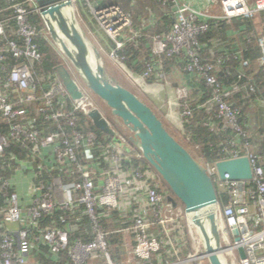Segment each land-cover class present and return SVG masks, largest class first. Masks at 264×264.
Returning a JSON list of instances; mask_svg holds the SVG:
<instances>
[{"label":"built area","instance_id":"built-area-1","mask_svg":"<svg viewBox=\"0 0 264 264\" xmlns=\"http://www.w3.org/2000/svg\"><path fill=\"white\" fill-rule=\"evenodd\" d=\"M6 3L11 15L0 17V123L6 125L7 132L0 131V158L9 147H16L34 169L28 190L31 201L26 207L20 205L16 191L6 194L12 184L0 175V192L6 197L0 209V264H35L31 261V253L39 244L46 245L52 255L67 251L73 264L94 259L97 253L107 264H112L103 219L117 210L130 224L118 232L132 236L133 247L128 254L139 264H195L205 260L203 252L197 255L198 246L202 245L198 234L195 239L194 228L183 212L184 225L178 213L183 209L178 205L174 208L168 202L170 193L161 191L159 176L152 169L145 171L123 166L131 161L128 156L131 147L116 133L98 107L100 101L85 87L59 50L53 47L61 57V64L72 74L81 99L71 100L55 74L46 78L37 74L42 57L33 40L39 33L27 22L29 14H39L35 0H6ZM168 3L172 26L153 36L154 55L182 57L186 61L185 71L203 79L212 90L213 97L206 107L217 108L218 119L234 132L235 139L244 136L239 125V111L224 101L221 84L210 74L215 69L213 63L200 61L198 37L208 31L207 20L231 21L249 17L264 11V0H255L251 5L246 0H221L220 13L216 17L194 10L180 0H168ZM84 5L97 30L114 43L113 56L117 57L125 43L139 36V31L132 29L131 17L120 5L93 4L89 0ZM11 22L15 27L10 26ZM8 30L11 31L9 35ZM40 35L50 44L46 30ZM14 36L18 40L11 38ZM9 57L16 61L10 67L7 65ZM222 64L221 60L215 62L216 66ZM260 64L264 67V54ZM156 70L152 64H147L140 79L161 73ZM46 82L49 84L45 88ZM188 92L185 86L175 89V104L179 109L182 102L188 100ZM29 111H33L31 116ZM91 111L99 112L108 122L117 141L111 139L106 146L97 143L96 134L82 125L85 122L82 119ZM191 115L192 111L184 106L179 112L180 122ZM37 120L41 129L36 125ZM47 125L53 130L44 131ZM224 143L221 160L246 157L253 178L250 182L222 181L215 169L216 162L201 164L217 192L228 199L224 207L218 202L216 210L221 259L225 264H264L263 164L252 147L245 146L243 151L237 140ZM92 150H98V155L93 156ZM2 167L0 161V172ZM54 171L60 175H55ZM250 184L255 186L254 190ZM60 213L86 219L92 240L77 241L71 246V228L58 224ZM46 217L51 219V225L39 227L38 223ZM258 225L262 228L257 230ZM234 232L238 234V242ZM165 247L166 253L173 257L171 261L159 256ZM240 248L244 250V259L240 258Z\"/></svg>","mask_w":264,"mask_h":264},{"label":"trees","instance_id":"trees-1","mask_svg":"<svg viewBox=\"0 0 264 264\" xmlns=\"http://www.w3.org/2000/svg\"><path fill=\"white\" fill-rule=\"evenodd\" d=\"M24 2L25 0H18ZM93 4H118L131 17L135 31H139V36L133 41L125 43L124 47L117 52L120 61L126 65L130 72L138 77H141L145 72L147 64H152L159 70L166 72L170 67H175L181 70L183 86L189 90L188 100L182 102L179 109L188 107L192 111L190 118L182 121L181 135L182 141L187 147L194 150V153L183 146L189 153L201 164L204 162L214 163L223 159V151L226 147V141L237 140L241 150L245 151V146L253 148L254 154L260 159L264 168V67L261 66L260 60L264 54V11L249 17L226 20H207L209 25L208 31L202 33L198 37L197 54L202 63H213L215 69L210 72L216 80L221 84V92L225 95L224 101L234 110L239 111V125L244 133V136L235 139L234 132L228 129L224 123L217 117L216 107H206L207 103L212 99L213 94L210 87L205 81L196 76H192L184 69L186 61L182 57H167L166 55L156 56L152 50V39L157 33L164 32L172 26L173 19L167 13L170 4L168 0H89ZM84 2V1H82ZM164 3V5H163ZM78 9L82 8L81 3H78ZM81 11V10H80ZM11 15L7 10L6 0H0V17L6 18ZM27 22L32 25L39 33L34 38V43L38 45L41 54V61L37 66V74L46 78L53 75L54 68L62 63L61 57L54 50L53 46L40 35L45 26L39 14H29ZM198 21V23H201ZM11 27H15L14 22L10 23ZM11 33L7 31V35ZM101 43L104 50L112 51L115 49L114 43L103 33H99ZM16 40L17 37H11ZM19 42V41H18ZM221 60L222 65H215V62ZM16 61L8 58L7 65L12 66ZM244 63H247L245 65ZM160 71V72H161ZM155 75L145 78L146 83L155 82ZM47 84L44 85L46 88ZM250 88L253 91H250ZM205 106V107H203ZM253 109L255 110L253 112ZM253 112V113H252ZM33 111H29V116ZM82 117V116H81ZM110 121L114 127L116 122L122 126L125 131H128L118 120L110 115ZM257 118L255 122L252 119ZM116 122H115V121ZM82 125L89 130H92L97 136V143L100 146H106L111 138L94 129L91 122L87 118H83ZM41 123L36 125L41 129ZM254 124V125H253ZM0 123V131L7 132L5 127ZM115 128V127H114ZM117 127L115 128V130ZM50 126H46L44 131H52ZM131 134V133H130ZM127 144L131 147L128 153L131 161L124 163L127 168H143V170H151L150 166L143 158H138L141 155L140 150L133 145L130 137L122 135ZM263 138V141L259 139ZM93 156L98 155V150L91 151ZM2 162L1 177L11 182L12 175L16 174L19 167L25 170L24 164L29 165V161L25 158V154L16 147H9L5 150L0 158ZM131 166V167H130ZM29 170L33 172V167L29 165ZM33 168V169H32ZM14 173V174H13ZM55 175H60L58 171H54ZM251 189H255L253 184L249 185ZM15 191L14 185L6 192L7 195L11 191ZM161 191L168 192L167 187L161 182ZM218 202L221 206L228 203L227 196L222 193L217 195ZM6 197L0 192V209L4 207ZM181 207L180 205H178ZM182 208V207H181ZM77 216L60 213L57 216V221L60 226H76L73 233L69 236L70 245L77 241L89 242L92 240L88 221L83 219V222L75 223ZM39 227L45 228L51 225V219L43 218L39 223ZM103 226L107 232V242L110 255L121 251L125 252V258L122 264H125L127 257L130 260L129 264H139V261L128 254L133 247L132 236L127 238V235L119 233L120 229H125L130 226L124 218L121 211L110 212L103 219ZM262 225H258L257 230L261 229ZM36 234V233H35ZM127 240L129 241L127 245ZM167 248H162L159 256L171 261L173 257L168 255ZM190 248L188 245V249ZM31 261L35 264H73L72 259L67 251L61 252L59 255H52L48 247L44 244H39L32 250ZM99 253L96 258L88 259L83 264H105L104 259ZM114 258V257H113ZM112 259V258H111ZM113 262V260H112Z\"/></svg>","mask_w":264,"mask_h":264},{"label":"water","instance_id":"water-1","mask_svg":"<svg viewBox=\"0 0 264 264\" xmlns=\"http://www.w3.org/2000/svg\"><path fill=\"white\" fill-rule=\"evenodd\" d=\"M39 16L53 44L69 62L85 87L130 133V141L142 158L167 187L172 207L180 205L202 243L203 258L208 264H225L221 259V242L217 223L218 192L205 168L166 129L150 106L107 74L99 54L85 39L71 0H35ZM71 9L72 16L64 13ZM77 22V23H76ZM54 73L73 101L81 93L70 71L60 64ZM97 131L117 141L115 132L97 111L87 114ZM220 180L250 182L251 165L246 157L216 162ZM238 242L237 232L233 233ZM241 259L245 258L242 248Z\"/></svg>","mask_w":264,"mask_h":264},{"label":"rangeland","instance_id":"rangeland-1","mask_svg":"<svg viewBox=\"0 0 264 264\" xmlns=\"http://www.w3.org/2000/svg\"><path fill=\"white\" fill-rule=\"evenodd\" d=\"M84 1V2H82ZM86 0H72L73 3V7H74V11H75V15L78 21V24L80 26V29L83 31L84 35H85V39L88 41V43L90 44V46L92 48H94L97 53L99 54V61L103 64L104 68L107 71V74L110 78H112L113 80H115V82H117L119 85L123 86L124 88L130 90L132 93H134L140 100H142L144 103H146L148 106H150L152 108V110L155 112V114L160 118V120L163 122L164 126L166 127V129L171 133V135L178 139L179 142L185 146L190 152L192 151L194 153V150L192 148H188L186 143L182 141V137H180L181 135V128L180 126H182V123L180 122V118L178 115H176V112H169L167 110L166 112V117L164 119V114L162 113V111H160L157 107H155L154 105H151V103L148 101V99L145 97V94L142 92V88L144 83H143V79L140 78H136L135 75H133L130 70L126 67V65H124L120 59L115 56L112 55L111 51H107L104 50L103 45L101 43V39H100V35H98L99 33H101L100 31L97 30L96 26L94 24H92V19L90 16L89 11L86 9L84 3ZM78 3H81L82 8H77L79 5ZM81 10V11H80ZM260 13V12H258ZM258 13H254V14H258ZM252 14V15H254ZM251 16V15H250ZM91 20V21H90ZM44 24V23H43ZM49 38V37H48ZM50 44L55 48L56 46L53 44L52 40L49 38ZM49 44V45H50ZM58 51V49H57ZM138 82H135V81ZM139 83V84H138ZM190 93H187V96L189 97ZM98 107L100 108V110L102 111L103 115L105 116V118H107L110 121V112L107 108H105V106L101 103L98 102ZM162 109V108H160ZM166 109V108H165ZM176 115V116H175ZM178 116V118H177ZM179 119V120H178ZM115 121V120H114ZM116 122V121H115ZM171 123V124H170ZM179 123V128L176 126ZM178 128V131H175V128ZM115 128L116 129V133L118 135H126L128 137H131V134L129 131H125L122 126L118 125V123L116 122ZM179 215L182 217L183 219V223L185 225V220H184V215H183V211L181 209L178 210ZM264 230V229H263ZM192 233L195 237V239H197V233L195 231V229H192ZM198 243V240H197ZM199 244L198 246V254L203 252L202 250V245ZM196 245H194L195 247ZM224 258V257H223ZM195 264H208V262L206 260H198L195 262Z\"/></svg>","mask_w":264,"mask_h":264},{"label":"crops","instance_id":"crops-1","mask_svg":"<svg viewBox=\"0 0 264 264\" xmlns=\"http://www.w3.org/2000/svg\"><path fill=\"white\" fill-rule=\"evenodd\" d=\"M180 1L189 5L194 10H197L202 13H205V12L208 13L211 17H216L220 13L221 0H180ZM246 1L249 5H251L255 0H246ZM92 24H94L93 21H92ZM180 72L181 70H179L177 66L176 68L170 67L166 72L161 71L160 74L155 75L156 79L158 80H156L153 83H146L144 80H142L144 83L143 87H141L142 92L145 94V97L148 99L151 105H154L160 111H162V113L164 114V119L166 117L167 111L176 112L175 114L179 116V108L175 104L176 99H177V96L175 94V89L178 87H184L183 86L184 82H183L182 75ZM136 78H140V77L136 76ZM135 82H138V81L136 80ZM254 111L255 110L253 109V112ZM256 120L257 118L252 119L251 121L255 122ZM176 126L179 128V123ZM174 128H175V131H178L177 130L178 128H176L175 126ZM261 140L263 141V138L259 139V141ZM24 166L27 167L26 170H22V167H19V169L16 170L18 172L16 174L13 173L14 175H12V178H11V182L14 185L15 191L18 193L19 203L22 207L28 206L31 201L28 195V190H29V184L31 181L32 171L29 170L30 168L29 165L27 166L26 164H24L23 167ZM74 216H77V215H74ZM76 220L77 221H75V223L83 222V220L79 219L78 216L76 217ZM75 227L76 226L72 227L70 225L71 233H73V230L75 229ZM129 237L130 235H127V238ZM125 252H128V251H125ZM125 252L121 251V252L115 253L114 255L111 254L110 260L111 261L113 260L112 264H122V260L126 258V257L122 258L125 256ZM128 258L129 257H127V259L125 260V264H126V261L129 260ZM105 264H107L106 261H105Z\"/></svg>","mask_w":264,"mask_h":264},{"label":"bare ground","instance_id":"bare-ground-1","mask_svg":"<svg viewBox=\"0 0 264 264\" xmlns=\"http://www.w3.org/2000/svg\"><path fill=\"white\" fill-rule=\"evenodd\" d=\"M72 1V0H71ZM64 13L67 15V16H72V14H71V9L69 8V9H65L64 10ZM77 23V22H76ZM78 24V23H77ZM92 48V47H91ZM176 116V115H175Z\"/></svg>","mask_w":264,"mask_h":264}]
</instances>
